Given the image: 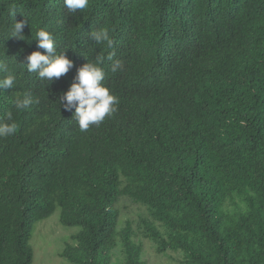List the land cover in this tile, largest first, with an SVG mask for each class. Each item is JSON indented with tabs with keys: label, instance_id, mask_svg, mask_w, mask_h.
<instances>
[{
	"label": "trees",
	"instance_id": "trees-1",
	"mask_svg": "<svg viewBox=\"0 0 264 264\" xmlns=\"http://www.w3.org/2000/svg\"><path fill=\"white\" fill-rule=\"evenodd\" d=\"M14 21L23 40L10 38ZM104 28L111 47L89 35ZM40 29L73 62L53 82L23 65L48 55ZM101 54L117 111L81 132L60 98ZM0 60V79L15 77L0 123L17 125L0 137V264H33L36 224L57 210L80 228L71 264H111L117 250L146 264L132 223L119 230L122 198L147 209L139 227L159 253L264 264V0H89L76 13L64 0H0Z\"/></svg>",
	"mask_w": 264,
	"mask_h": 264
},
{
	"label": "clouds",
	"instance_id": "clouds-1",
	"mask_svg": "<svg viewBox=\"0 0 264 264\" xmlns=\"http://www.w3.org/2000/svg\"><path fill=\"white\" fill-rule=\"evenodd\" d=\"M64 6L72 13L82 12L89 6V0H64ZM25 22L14 21L11 27L10 38L24 39L22 35ZM35 40L38 41V47L47 51L48 55L36 51L27 57V71L36 73L41 80L53 82L69 72L73 67V62L69 60L64 53L57 54L55 41L52 35L43 29L36 32ZM90 37L96 44H106L111 47L113 40L109 35L108 29L93 30ZM110 55L108 59H112ZM103 54L98 55L95 61L86 63L78 70V74L70 89L64 93L60 102L63 103L67 111L75 109L73 119L77 122L79 130L86 132L93 125L99 126L107 117L117 111L118 98L113 95L103 81L105 72L101 65L104 63ZM120 66V61H115L112 71L115 72ZM7 72V65L0 60V73ZM15 77L11 74L0 79V89H11L14 85ZM66 102V103H65ZM32 101L23 99L17 101V109L27 108ZM11 120V113L8 114ZM17 125L13 123H0V137H6L15 134Z\"/></svg>",
	"mask_w": 264,
	"mask_h": 264
},
{
	"label": "rangeland",
	"instance_id": "rangeland-1",
	"mask_svg": "<svg viewBox=\"0 0 264 264\" xmlns=\"http://www.w3.org/2000/svg\"><path fill=\"white\" fill-rule=\"evenodd\" d=\"M120 210L119 230L132 223L134 240L142 244V258L146 264H185L184 256L178 252H157L154 243L144 236V228H140V215L148 217L146 208L140 206L129 198H122L118 204ZM60 210H57L50 218L36 224L35 233L30 244L33 248V264H71L63 253L67 246L74 245L79 227H65L60 220ZM123 257L117 250L111 259V264H122Z\"/></svg>",
	"mask_w": 264,
	"mask_h": 264
}]
</instances>
